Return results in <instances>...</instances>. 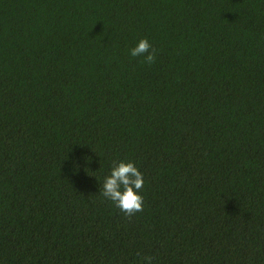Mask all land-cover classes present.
<instances>
[{"label":"trees","instance_id":"trees-1","mask_svg":"<svg viewBox=\"0 0 264 264\" xmlns=\"http://www.w3.org/2000/svg\"><path fill=\"white\" fill-rule=\"evenodd\" d=\"M145 256L264 264V0H0V264Z\"/></svg>","mask_w":264,"mask_h":264},{"label":"clouds","instance_id":"clouds-1","mask_svg":"<svg viewBox=\"0 0 264 264\" xmlns=\"http://www.w3.org/2000/svg\"><path fill=\"white\" fill-rule=\"evenodd\" d=\"M132 57H143V62L151 65L156 60V50L147 38H141L131 48ZM144 186L143 173L132 161H114L110 174L107 175L102 185V195L127 216L131 217L143 211L144 199L141 190ZM146 264H152V257L143 258Z\"/></svg>","mask_w":264,"mask_h":264}]
</instances>
